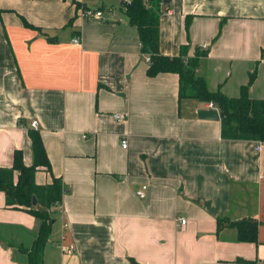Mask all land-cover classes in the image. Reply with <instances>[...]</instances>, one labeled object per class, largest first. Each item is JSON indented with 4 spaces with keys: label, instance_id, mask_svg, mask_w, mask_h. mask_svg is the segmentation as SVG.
Listing matches in <instances>:
<instances>
[{
    "label": "crops",
    "instance_id": "obj_1",
    "mask_svg": "<svg viewBox=\"0 0 264 264\" xmlns=\"http://www.w3.org/2000/svg\"><path fill=\"white\" fill-rule=\"evenodd\" d=\"M74 1L0 0V168L15 151L32 165L36 121L50 172L38 168L35 184L60 178L63 190L43 264H264V143L222 139L219 120L196 115L208 104L179 101L177 74L147 76L130 0ZM164 7L162 55L205 49L196 75L229 98L255 71L248 97L264 100V0ZM217 218L256 220L257 242L217 232ZM38 225L0 191V264H26L18 247Z\"/></svg>",
    "mask_w": 264,
    "mask_h": 264
},
{
    "label": "trees",
    "instance_id": "obj_2",
    "mask_svg": "<svg viewBox=\"0 0 264 264\" xmlns=\"http://www.w3.org/2000/svg\"><path fill=\"white\" fill-rule=\"evenodd\" d=\"M72 2H75L72 0ZM129 23L137 30L140 54L149 57L147 76L154 77L161 73H174L179 78L178 98L196 100L214 105L219 112L220 136L224 140L261 141L264 143V100H253L248 97V89L256 78V72L249 75L248 83L242 86L237 98H229L221 92H210L206 81L196 75L200 58L207 56L204 49L199 53L195 49L193 57H187L185 46L176 57L164 56L159 52V20L164 6L161 0H130L124 5ZM222 24V23H221ZM189 27L188 19L185 24ZM31 140L33 163L26 167L20 151L13 153V164L10 168H0V191L5 195L7 207L23 210L33 216L39 223L36 237L30 248L18 247L26 256V264H43V251L51 235L54 223L53 208L62 200L61 179L51 177V183L37 186L34 175L38 168H45L49 173L50 166L39 134L33 129L28 132ZM18 172L14 182V172ZM35 197L36 205H32ZM217 232L234 229L236 240L242 243H256L258 222L251 218L229 220L217 218Z\"/></svg>",
    "mask_w": 264,
    "mask_h": 264
},
{
    "label": "built area",
    "instance_id": "obj_3",
    "mask_svg": "<svg viewBox=\"0 0 264 264\" xmlns=\"http://www.w3.org/2000/svg\"><path fill=\"white\" fill-rule=\"evenodd\" d=\"M82 16L84 18H90V17H93V16L101 17V13L100 12L93 13L90 10H85V11L82 12ZM73 42L74 43H78V38L74 39ZM144 59H145L146 62H149V57L148 56H145ZM207 109H216L217 110V108L214 105H212L211 103L207 105ZM115 119L117 121H122L123 122L124 121V116L123 115H115ZM30 126H31V128H33L35 130L38 128V125H37L36 121H32L30 123ZM262 145H263V143L261 141H254L253 142L254 149L257 152L261 150ZM122 148H124V149L126 148V142L125 141L122 142ZM146 189H147V186H145V185H143L139 189H137L135 191L136 197L139 198V199H144L145 195H146ZM185 223H186L185 219H181L180 220V224L181 225H185Z\"/></svg>",
    "mask_w": 264,
    "mask_h": 264
},
{
    "label": "water",
    "instance_id": "obj_4",
    "mask_svg": "<svg viewBox=\"0 0 264 264\" xmlns=\"http://www.w3.org/2000/svg\"><path fill=\"white\" fill-rule=\"evenodd\" d=\"M170 0H162V5L166 6ZM198 119L201 120H211V121H218L219 120V113L216 109H199L196 112ZM32 205H36L35 197L32 199Z\"/></svg>",
    "mask_w": 264,
    "mask_h": 264
},
{
    "label": "rangeland",
    "instance_id": "obj_5",
    "mask_svg": "<svg viewBox=\"0 0 264 264\" xmlns=\"http://www.w3.org/2000/svg\"><path fill=\"white\" fill-rule=\"evenodd\" d=\"M194 102H195V104H197L198 106H203L202 103L199 102V101H194Z\"/></svg>",
    "mask_w": 264,
    "mask_h": 264
}]
</instances>
